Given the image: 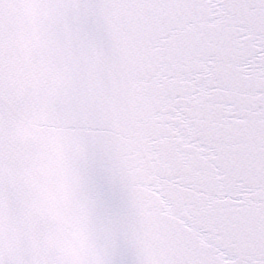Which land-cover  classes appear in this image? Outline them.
Instances as JSON below:
<instances>
[{
  "label": "snow or ice",
  "instance_id": "snow-or-ice-1",
  "mask_svg": "<svg viewBox=\"0 0 264 264\" xmlns=\"http://www.w3.org/2000/svg\"><path fill=\"white\" fill-rule=\"evenodd\" d=\"M0 264H264V0H0Z\"/></svg>",
  "mask_w": 264,
  "mask_h": 264
}]
</instances>
